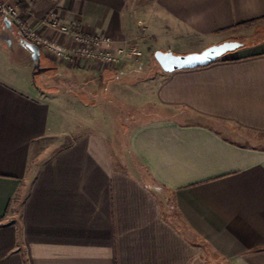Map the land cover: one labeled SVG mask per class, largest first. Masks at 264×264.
<instances>
[{"label":"crops","instance_id":"obj_1","mask_svg":"<svg viewBox=\"0 0 264 264\" xmlns=\"http://www.w3.org/2000/svg\"><path fill=\"white\" fill-rule=\"evenodd\" d=\"M16 6L26 23L67 46L69 38L41 24L54 9L75 29L110 36L114 50L128 44L147 55L264 29V0ZM241 23L249 25L235 27ZM13 28L0 18V264H264V146L239 137L264 135V37L192 69L166 73L155 60L130 85L122 79L128 59L92 67L40 50V65L43 55L53 66L42 84L29 56L20 67L8 58ZM104 82L116 89L107 96L160 114L125 125V151L112 126L109 134L65 128L56 96L46 93L83 90L77 105L99 110L105 103L90 97Z\"/></svg>","mask_w":264,"mask_h":264},{"label":"rangeland","instance_id":"obj_2","mask_svg":"<svg viewBox=\"0 0 264 264\" xmlns=\"http://www.w3.org/2000/svg\"><path fill=\"white\" fill-rule=\"evenodd\" d=\"M1 18V17H0ZM2 21V20H1ZM3 23V21H2ZM6 33L9 35L11 45L9 44H4L3 47H5V50L8 54V58L12 61V63H15L19 65L22 62H24V54L25 56H29V60L32 64V70L34 72V78L37 82H44L45 80V67L47 69L51 68L52 70L53 66L52 64L44 59L43 55L41 56V65L39 68L34 69V63L31 61V54L30 52L25 49L21 44H19L18 39L16 37V30L15 28L6 30ZM261 37H264V29H260L259 31L254 32L253 36H250V34L247 35H238L234 34L232 36H229L227 38H220L217 39L215 42L208 44H216L224 41H239L242 43H248L253 40H257ZM13 42V44H12ZM205 46V47H207ZM204 47V48H205ZM204 48H196L193 50H187L186 52H180L173 50L172 52L175 54H186V53H191V52H199L203 50ZM159 49V48H158ZM155 49L154 51L158 50ZM141 51V56L136 58V59H128L126 63H128V66L126 67V70L123 71L122 79L126 80V82L130 84L135 82V79L138 77H146L151 70L153 69L152 64H154V57L153 54L147 55V50L143 48ZM190 51V52H189ZM28 62V61H27ZM153 62V63H152ZM155 64L156 61H155ZM53 79H56L55 77H52ZM134 80V81H133ZM43 84V83H42ZM56 81H50L47 86H54L55 87ZM87 84L84 83L83 86L86 87ZM94 86V85H93ZM91 87V86H90ZM127 87V86H126ZM100 88V89H99ZM130 90L137 91L136 87L129 86L127 87ZM116 91L115 87L112 88V85L106 84V82L101 84V87L96 88V91L99 92L96 94V96H91L90 99L95 102L96 104H104L100 106V109L92 108L88 110L85 106L77 105L79 101L84 100L83 98L84 94L83 92L85 91H79L82 97L80 96H75L73 91L65 90L66 96H57L58 92H46L50 96H56L53 97L52 99L57 102L56 104L58 105V111L55 112L58 120L64 124L65 128H70L73 130L75 128L76 132H80L83 130L87 129H94L96 127H100L103 129V131L107 134L110 132L111 126L113 127V130L115 131L114 138L117 139L119 143V148L122 151H125V145H124V138H125V130L128 125L131 127L134 124L141 123L143 121H147L148 119L159 117L160 114L158 111H156L154 108H140L136 104H124L123 101L121 100L123 96L119 97L118 100L114 99V97L107 96V94L111 93L115 96ZM131 93V91H130ZM123 95V94H122ZM125 98H123L124 100ZM132 101V100H130ZM55 109V108H54ZM56 110V109H55ZM239 137L242 138L243 141L249 142V143H254L258 146H264V135H259V134H241ZM55 140V139H54ZM51 142L53 140H50ZM151 185H155V183L150 182Z\"/></svg>","mask_w":264,"mask_h":264},{"label":"built area","instance_id":"obj_3","mask_svg":"<svg viewBox=\"0 0 264 264\" xmlns=\"http://www.w3.org/2000/svg\"><path fill=\"white\" fill-rule=\"evenodd\" d=\"M0 0L1 20H9L21 39L37 46L42 52L60 61H71L79 64L105 67H116L125 59H136L141 51L134 46L125 44L117 49L112 48L113 40L106 34H90L75 29L64 23L54 9L41 21L42 26L62 38H69L72 46H67L57 39H52L40 32L35 26L29 25L22 18L16 6L18 0Z\"/></svg>","mask_w":264,"mask_h":264},{"label":"water","instance_id":"obj_4","mask_svg":"<svg viewBox=\"0 0 264 264\" xmlns=\"http://www.w3.org/2000/svg\"><path fill=\"white\" fill-rule=\"evenodd\" d=\"M3 22L7 28H11L9 20L5 19ZM21 43L30 52L34 67L38 68L40 65V49L23 39H21ZM242 45L243 43L239 41H224L209 45L199 52L186 54H175L172 51L158 49L154 52L153 57L164 72L170 73L176 70L208 65L227 53L236 51Z\"/></svg>","mask_w":264,"mask_h":264},{"label":"trees","instance_id":"obj_5","mask_svg":"<svg viewBox=\"0 0 264 264\" xmlns=\"http://www.w3.org/2000/svg\"><path fill=\"white\" fill-rule=\"evenodd\" d=\"M248 25H249V23H241V24L236 25L235 27H246Z\"/></svg>","mask_w":264,"mask_h":264}]
</instances>
